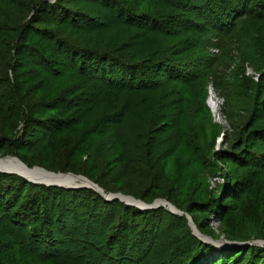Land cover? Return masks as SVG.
Here are the masks:
<instances>
[{
    "label": "trees",
    "instance_id": "obj_1",
    "mask_svg": "<svg viewBox=\"0 0 264 264\" xmlns=\"http://www.w3.org/2000/svg\"><path fill=\"white\" fill-rule=\"evenodd\" d=\"M25 1L0 0V70L3 68L0 73H6L9 62L14 59V47L12 72L16 79L19 71L35 64L53 75L58 69H70L69 78L76 81L67 91L71 94H66L61 103L53 104L56 117L38 123L29 119L26 131L31 124L43 129L41 140L36 144L46 153L53 149L59 136L76 124L79 110L94 111L99 105L105 106L112 111V116L89 127L90 140L83 146L89 153L97 152L104 144L101 139L113 133L121 138L120 145L125 149L127 142L123 139L127 126L132 120H138L137 117L143 118L144 127H136L131 140L137 146L144 145L146 139L150 150L142 149L136 154L126 150L124 154L118 149L120 156L116 160L123 165L124 174L138 180L136 183L142 189L150 182L151 189H158L164 172L157 169V164L170 157L166 152L157 151L161 142L152 139L156 135L154 123L160 119L158 116H162L160 124L173 121L174 127L170 130L177 127L180 134L175 136L181 135L192 149L190 135L186 132L185 140V130L179 125L185 108L193 107L189 98L185 104L186 94L204 85L205 78H213L217 90L223 86V76L212 67L213 60L203 49L207 45H200L198 49L196 41H181L179 36L201 32L203 26L196 21H203L210 31L219 34L231 31L242 18L264 23V0H206L202 5L195 0H147L144 13L140 12V3L135 2L131 7L124 0H72V3L40 0L33 8L34 15L25 19L21 38H17L9 29L20 26L21 20L6 21L5 16L12 5L20 3L21 6ZM192 14L196 21L189 17ZM115 26L139 42V58L124 53V43L109 46L93 43L94 47L88 43ZM23 59L26 60L23 62ZM192 66H196L197 72H193ZM7 97L0 93L1 105ZM164 108L169 110L168 116L159 114ZM224 118L230 122L233 119L229 112L224 113ZM263 119L262 116L251 123L252 118L249 124H244L231 151L216 155L220 162L233 163L240 172L227 176L225 196L205 200L199 205L202 209L199 211L223 221L233 210L224 204L225 199L238 202L260 186L264 191V153L253 151L257 142L264 143ZM210 128L214 136L218 129L215 125ZM166 129L165 125L160 133ZM25 139L29 140L24 131L13 142H1L0 149L18 154L21 149L33 148ZM197 151L198 146L194 160L204 165L206 160ZM152 177L154 182L149 181ZM131 179L127 180L126 188L119 190L124 193L128 190L136 198L149 202L139 189H128ZM98 184L108 191L102 183ZM181 211L193 217L202 234L219 239L208 231L207 220L200 221L194 216L198 210L190 207ZM164 219L172 223L167 226L163 224ZM162 235L168 236V240L160 245ZM243 236H228V239L264 241L261 235ZM0 242L4 245L0 260L3 264H264V246L217 248L195 237L185 216L165 208L144 211L118 200L107 201L92 189L36 186L18 175L2 173Z\"/></svg>",
    "mask_w": 264,
    "mask_h": 264
},
{
    "label": "rangeland",
    "instance_id": "obj_2",
    "mask_svg": "<svg viewBox=\"0 0 264 264\" xmlns=\"http://www.w3.org/2000/svg\"><path fill=\"white\" fill-rule=\"evenodd\" d=\"M69 1L72 3V0ZM146 1L124 0L131 7L135 2L140 3L142 6L140 12L142 13L145 11L144 3ZM195 1H197V4L202 5L206 0ZM39 2L40 0H26L21 3L22 8L20 3H16L12 5V9L6 12V21L10 19L21 20L20 26L9 29L13 31L12 35L14 37L21 38L25 30V19L29 20L34 15L35 10L33 8ZM17 14L20 15L16 18ZM189 17L191 20L196 21L194 14L189 15ZM196 23L203 26L201 32L191 31L187 35L179 36V40H194L198 44V49L200 45H207V48L203 47V49L208 52V57L213 60L212 67L223 76V86H219L220 89L217 90L213 83L215 80L213 81L211 77L205 78L204 85L192 88L188 91L190 93L186 94L185 104L189 98L193 103V107L185 108L179 125L185 130V140L187 134L190 135L192 149L194 150L186 144L181 135H178L180 132L176 131L177 127L170 130L174 127L173 121L165 120L166 123L160 124L162 116H158L160 119L154 123L156 135L151 138L161 142V146L157 148V151L166 152L165 155L170 156L165 161L157 164V169H162L164 172V178L158 189H151L153 187L151 182L147 183V187L142 189L136 183L138 180L126 176L123 165L116 161L120 156L118 149L122 150L124 154L126 150L131 154H136L139 150L140 152L150 150L149 147H146V139L143 141L144 145L137 144L139 147L131 140L133 132L138 127L142 128L145 125L144 119L140 117H137L138 120L136 119L135 122L132 120V124L126 128L127 131H125V138L123 139V142L124 140L127 142V144H124L125 149L120 145L121 138L113 133L111 137L101 139L104 144H99L100 147L97 152L92 150L89 154L85 152L86 149L83 147L85 142L90 140L88 136L89 127L97 121L111 117L112 111H108L102 105H99L94 111L90 109L79 110L78 115L75 113L76 124L69 127L65 133L58 137L53 149L51 148L44 153L40 149L41 147L36 144L41 140L44 133L43 129L31 124L26 131V121L30 119L31 122L35 120L33 122L38 123L55 118L56 111L52 109L53 104L56 102L61 103L62 100L66 99V96L71 94L67 91L72 88L76 81L69 78L70 69H58L57 73L53 75V73L49 74L42 67L32 63L28 69L19 71L16 79L12 72V67L15 66L13 61L16 56L14 45L12 46L14 59L9 62L10 65L5 69L6 73H0V88L3 89L0 93L8 95L6 103L3 104L4 106L0 104V110L2 111L0 113V143L7 140L13 142L25 131L29 140L25 139L23 141L31 142L33 148L29 150L21 149L18 154L8 153L6 149H0V160H6L3 167H23L19 162L13 160L18 159L32 171L46 173L50 178V180L40 178L37 180L39 182L62 186L88 185L84 180L67 176L71 174L87 178L106 194H123L136 198L127 192L128 190L126 193L129 194L119 190L122 187L126 188L127 180L131 179L128 189H139L142 196L149 201L147 202L150 203L149 205L161 199L169 202L180 211L181 209L186 211L190 207L198 210L194 216L200 221H208L210 225L208 231L219 238L218 240L214 239L215 241L234 242L230 241L228 236L241 238L244 237L243 235L250 234L264 236V191L262 186L258 187L253 193L243 196L238 202L225 199L224 204L231 206L233 210L223 221L199 211L202 210L199 205L204 203L205 200L211 197L225 196L227 176L234 175V172L237 171L240 172V169L233 163L220 162L216 155L231 151L232 144L236 143L241 136L244 124H249L252 118L251 123H254L255 119L264 117V108L261 109V107H264V23H256L250 18H242L237 20L234 28L225 34L210 31V28L204 25L203 21H196ZM112 29L108 28L106 33L99 35L98 38L88 43L92 47H94L93 43L102 46H109L111 43L115 45L124 43L126 45L122 49L123 52L139 58L141 50L139 42L134 40L133 36L131 38L126 35V32L119 30L120 28L116 26ZM86 38L88 37L86 36ZM145 58H148L147 55H145ZM25 60L23 59V62ZM192 69L193 72H197L196 66H192ZM0 72H3V68ZM253 101L257 104L255 105ZM213 104H216V107ZM161 111L159 114L162 113L164 116L167 115L166 112H169L165 108ZM226 112L232 115L231 122L224 118ZM256 122L258 123V121ZM165 125L167 126L166 131L160 133ZM213 125L218 129L214 136L210 134V127ZM255 126H258V124ZM175 133H178L177 136H175ZM197 146L199 147L197 154L206 160L204 165L198 164L194 160ZM253 151L264 153V143L257 142ZM40 169L55 174H64L65 176H54L40 171ZM149 181L154 182L153 177ZM98 183H102L108 191H105ZM136 199L142 201L140 198ZM183 213L190 216L194 221L187 211ZM164 220L163 224L167 226L170 225L168 223H172L169 219ZM167 237L162 235L159 244L162 245L163 242L168 240ZM198 239L204 242L200 238ZM3 246L0 242V260L2 259Z\"/></svg>",
    "mask_w": 264,
    "mask_h": 264
},
{
    "label": "water",
    "instance_id": "obj_3",
    "mask_svg": "<svg viewBox=\"0 0 264 264\" xmlns=\"http://www.w3.org/2000/svg\"><path fill=\"white\" fill-rule=\"evenodd\" d=\"M13 160L19 162L27 170L32 171L31 169H29L24 163H22L18 159H13ZM0 161H2V160H0ZM40 171L47 172V173L52 174L54 176H65L64 174H55V173H51V172H48V171L43 170V169H40ZM0 173H2V174H14V175L21 176L36 186L58 187V188H65V189H92V190L98 192L107 201L118 200L122 203H125L126 205L134 206V207H137V208L144 210V211L154 210V209H159V208H165L166 210H168L169 212H171L173 214H177L180 216H186L188 221H189V225H190L191 229L193 230V234L196 237L200 238L201 240H203L206 243L213 244L219 248H235V247L239 248V247H249V246H264V241H262V240H256V241H252V242L215 241L213 238L208 237L206 235H203L199 231L198 227L195 225L194 221L192 220V218L190 216H188L187 214L178 210L175 206H173L172 204H170L169 202H167L165 200L160 199V200L155 201L153 204L149 205V204H146L143 201L137 200L136 198L131 197V196H125L123 194H106L101 188H99L93 182H91L87 178H84L81 176H75V175L69 174V176H72L74 178L85 180L86 182H88V185L62 186V185L49 184L46 182H39L37 180L27 178V177L21 175L17 171H15V170L11 169L10 167H7V166H4L3 169H0Z\"/></svg>",
    "mask_w": 264,
    "mask_h": 264
},
{
    "label": "bare ground",
    "instance_id": "obj_4",
    "mask_svg": "<svg viewBox=\"0 0 264 264\" xmlns=\"http://www.w3.org/2000/svg\"><path fill=\"white\" fill-rule=\"evenodd\" d=\"M213 105L216 107V104H213ZM5 161L6 160L0 161V169H3V165H4ZM10 168L15 170V171H18V173L22 174L23 176H25L27 178H31V179H34V180H39L40 178L45 179V180H50L49 176L46 173H40V172H37V171H30V170H27L24 166L23 167L11 166ZM67 176H69V175H67ZM78 180H83V179H78ZM86 183L88 184V182H86Z\"/></svg>",
    "mask_w": 264,
    "mask_h": 264
}]
</instances>
